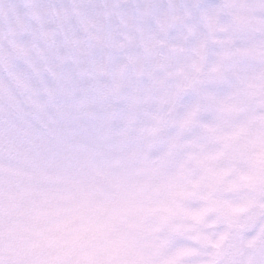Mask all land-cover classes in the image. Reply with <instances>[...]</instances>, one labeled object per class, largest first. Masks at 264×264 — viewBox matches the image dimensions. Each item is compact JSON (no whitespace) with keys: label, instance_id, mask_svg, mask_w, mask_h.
Masks as SVG:
<instances>
[{"label":"clouds","instance_id":"1","mask_svg":"<svg viewBox=\"0 0 264 264\" xmlns=\"http://www.w3.org/2000/svg\"><path fill=\"white\" fill-rule=\"evenodd\" d=\"M0 264H264V0H0Z\"/></svg>","mask_w":264,"mask_h":264}]
</instances>
